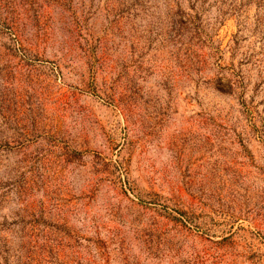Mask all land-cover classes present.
I'll list each match as a JSON object with an SVG mask.
<instances>
[{"label":"rangeland","instance_id":"obj_1","mask_svg":"<svg viewBox=\"0 0 264 264\" xmlns=\"http://www.w3.org/2000/svg\"><path fill=\"white\" fill-rule=\"evenodd\" d=\"M0 264H264V0H0Z\"/></svg>","mask_w":264,"mask_h":264}]
</instances>
